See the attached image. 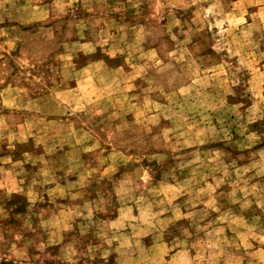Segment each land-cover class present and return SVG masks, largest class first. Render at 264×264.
Listing matches in <instances>:
<instances>
[{
  "label": "rangeland",
  "instance_id": "374dc122",
  "mask_svg": "<svg viewBox=\"0 0 264 264\" xmlns=\"http://www.w3.org/2000/svg\"><path fill=\"white\" fill-rule=\"evenodd\" d=\"M264 264V0H0V264Z\"/></svg>",
  "mask_w": 264,
  "mask_h": 264
},
{
  "label": "trees",
  "instance_id": "16d2710c",
  "mask_svg": "<svg viewBox=\"0 0 264 264\" xmlns=\"http://www.w3.org/2000/svg\"><path fill=\"white\" fill-rule=\"evenodd\" d=\"M2 264H5V263H2Z\"/></svg>",
  "mask_w": 264,
  "mask_h": 264
}]
</instances>
